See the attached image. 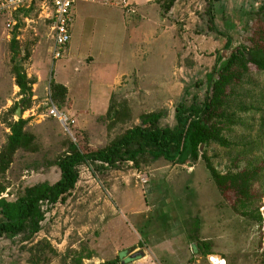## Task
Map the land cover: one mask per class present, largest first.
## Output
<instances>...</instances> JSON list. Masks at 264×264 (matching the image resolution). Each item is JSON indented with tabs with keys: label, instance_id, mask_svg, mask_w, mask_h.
<instances>
[{
	"label": "rangeland",
	"instance_id": "obj_1",
	"mask_svg": "<svg viewBox=\"0 0 264 264\" xmlns=\"http://www.w3.org/2000/svg\"><path fill=\"white\" fill-rule=\"evenodd\" d=\"M130 4L135 15L101 3H79L69 51L58 61L50 53V23L39 14L12 30L0 17V153L10 124L17 121L11 110L22 100L16 68L36 82L29 107L35 116L27 118L34 141L16 155L4 198L15 200L26 187L57 183L61 171L53 163L70 142L108 147L153 113L162 115L161 128L174 129L179 105L205 102L207 76L219 57H228L257 30L255 15L264 0H177L169 12V0ZM130 56L134 69L129 82L113 94L103 93L100 82L111 83L116 61ZM250 69L252 85L236 91L233 106L240 121L224 132L232 146L206 148L221 174L264 165V76L254 66ZM65 82L71 85L62 109L76 121L74 139L58 121L40 118L47 113L52 83ZM95 102L103 107L95 108ZM239 102L253 110L240 112ZM78 171V183L66 201L43 205L42 230L32 241L0 240V264H105L117 259V264H151L130 262L137 253L156 264H209L212 255L195 253L198 238L211 243L213 256L227 264H264V186L253 187V198L244 207L233 190L220 192L204 160L174 166L147 157L139 165L130 161L99 171L82 165Z\"/></svg>",
	"mask_w": 264,
	"mask_h": 264
},
{
	"label": "trees",
	"instance_id": "obj_2",
	"mask_svg": "<svg viewBox=\"0 0 264 264\" xmlns=\"http://www.w3.org/2000/svg\"><path fill=\"white\" fill-rule=\"evenodd\" d=\"M176 2L177 0H169L166 11H171ZM34 14H38L36 6L24 15L28 17ZM255 17L259 22L257 30L251 31L249 37L244 38V43L235 48L228 57H219L215 70L207 76L210 92L205 102L194 103L190 107L183 104L178 106L177 126L174 129L161 128L162 115L153 113L141 125L135 126L108 147L91 149L86 148L84 143L70 142L65 155L53 163L61 171V178L57 183L26 187L17 199L9 200L3 197L8 190L6 176L16 155L21 150L29 149L34 141L33 135L27 129L29 120L20 117L18 121H13L9 126L11 134L0 153V240L21 237L22 242L32 241L41 232V224L45 220L43 204L56 205L66 201L78 183V168L82 165L99 171L117 169L119 165L130 161L139 165L140 160L147 157L155 161L163 159L174 166L195 165L204 160L220 192L233 190L238 202L247 207L253 198V187L257 184L264 186V165L221 174L207 157L206 148L212 145L222 148L232 146L224 132L240 121L237 113L233 111L236 91L252 85L251 66L257 69L259 75L264 76V4ZM211 22L213 26V18ZM231 45L232 40L228 41L227 48H231ZM15 75L22 100L11 110L14 119L20 106L23 108L22 115L29 109L33 100V86L36 84L20 68H16ZM67 95L65 86L52 83L51 100L62 112H65L62 107L67 101ZM237 107L240 112L245 113L253 110L252 106L248 107L243 102H239ZM263 197L264 189L261 194V198ZM257 221L261 228V215ZM194 250L196 254L201 252L204 256L213 255L212 244L200 238L194 243ZM119 261L117 259L105 264H117ZM72 264H83V261L77 260Z\"/></svg>",
	"mask_w": 264,
	"mask_h": 264
},
{
	"label": "built area",
	"instance_id": "obj_3",
	"mask_svg": "<svg viewBox=\"0 0 264 264\" xmlns=\"http://www.w3.org/2000/svg\"><path fill=\"white\" fill-rule=\"evenodd\" d=\"M79 3H101L105 6L120 8L129 15L136 14L130 0H0V17L3 16L7 20L6 30H12L21 20L25 19L28 22L29 19L24 14L36 6L39 18L50 23L52 41L50 53L53 61H58L63 58L71 42L74 8ZM47 116L57 120L65 133L74 139L71 127L76 124V121L66 112L60 111L51 99L47 104ZM209 264H227V262L219 256L212 255L209 257Z\"/></svg>",
	"mask_w": 264,
	"mask_h": 264
},
{
	"label": "crops",
	"instance_id": "obj_4",
	"mask_svg": "<svg viewBox=\"0 0 264 264\" xmlns=\"http://www.w3.org/2000/svg\"><path fill=\"white\" fill-rule=\"evenodd\" d=\"M84 4V3H82ZM77 6L78 4L75 6L74 8V20H76L77 18ZM123 27V26H122ZM127 27V26H126ZM71 34H72V27H71ZM124 37H123V43H124V49H125V46L127 45V37H126V29L124 30V33H123ZM126 38V39H125ZM131 41V39L129 40V42ZM129 45H132L131 43ZM70 46V44H69ZM68 46V51H69V47ZM125 63V64H123ZM132 65V57L130 56L129 57V60H126V57H123V58H119L117 61H116V64L114 65L116 67V73L113 75V81L110 83V82H100V89H104L103 93H108V94H113L117 91L118 88L122 87L123 85V82L127 83L129 82L128 80L132 77L133 75V69L131 67ZM62 85H64L65 87H67L69 90H70V83L68 82H65V83H60ZM126 86V85H124ZM48 104V102H47ZM47 104H46V107H47ZM95 108L97 109H100L102 108L103 106H101V104L99 102H95ZM34 110H30L28 109L24 115L21 114V117L24 119V120H27V118H31V117H34L35 115L31 113H33ZM22 113V112H21ZM69 114V113H67ZM70 115V114H69ZM47 116V113L46 114H43V115H40V118L43 120L45 119ZM49 118V117H48ZM15 119H17V121L19 120V117H18V113L17 115L15 116ZM57 121V120H56ZM96 236V234H95ZM125 254H123L124 256ZM90 257V256H88ZM91 258H86V260L89 262ZM149 257L146 258V256L142 253H137V254H134V256H132V258L129 260L130 262H138V261H142L144 260L143 263H151V264H156L155 262H150L149 261ZM84 261V260H82Z\"/></svg>",
	"mask_w": 264,
	"mask_h": 264
},
{
	"label": "water",
	"instance_id": "obj_5",
	"mask_svg": "<svg viewBox=\"0 0 264 264\" xmlns=\"http://www.w3.org/2000/svg\"><path fill=\"white\" fill-rule=\"evenodd\" d=\"M22 109H23V108H22V106H20V108H19V110H18V112H17V113H18V117H19V118L21 117V112H22Z\"/></svg>",
	"mask_w": 264,
	"mask_h": 264
}]
</instances>
